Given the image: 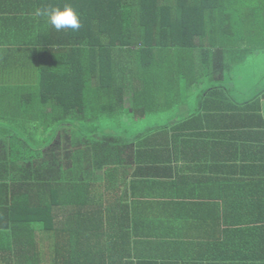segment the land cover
Listing matches in <instances>:
<instances>
[{"label": "trees", "instance_id": "16d2710c", "mask_svg": "<svg viewBox=\"0 0 264 264\" xmlns=\"http://www.w3.org/2000/svg\"><path fill=\"white\" fill-rule=\"evenodd\" d=\"M46 2L40 15L31 9L35 16L8 24L14 36L8 46L15 52L10 58L22 66L9 74L16 86H0V264H117V232L106 230L95 195L86 214L93 222L89 232L82 217L76 230L65 228L58 239L52 209L79 204L85 181L101 173L115 181L118 162L148 153L150 145L164 143V134L146 130L126 137L91 122L124 110L141 117L178 101L181 88L213 74L196 65L224 63L246 51L236 46L246 32L262 27L264 0ZM56 3L74 6L79 30L57 31L47 23V5ZM205 92L226 99L231 112L242 108L222 87ZM70 187L78 192L70 194Z\"/></svg>", "mask_w": 264, "mask_h": 264}, {"label": "crops", "instance_id": "0c3cea01", "mask_svg": "<svg viewBox=\"0 0 264 264\" xmlns=\"http://www.w3.org/2000/svg\"><path fill=\"white\" fill-rule=\"evenodd\" d=\"M46 3L0 0V69L7 75L0 74V86H16L9 74L22 66L10 58L15 52L8 46L14 37L8 24L14 17L35 16L31 9L42 13ZM52 6L58 5H47ZM253 30L236 46L244 48V54L229 61L240 60L245 53H261L264 60V42H260L264 41V21ZM229 61L221 66L196 65L197 71L213 74L193 85L201 87H192L193 99L180 106L181 113L174 106L163 121L152 118L144 129L129 134L160 131L164 143L150 145L148 153L131 163L118 162L115 181L105 173L94 180L101 184L92 178L85 181L79 204L70 202L64 213L52 209L51 224L58 239L64 238L65 228L76 230L82 217L89 232L86 228L91 229L93 222L87 221L86 214L93 209L90 198L95 195L106 230L117 232L112 250L117 264H264V219L258 224L253 221L264 218V61L256 74L252 70L250 91L242 98L221 76L231 66ZM213 86L224 88L242 107L240 111L231 112L226 99L205 92ZM172 136L175 141L168 142ZM75 192L77 187H70L69 193ZM111 217L115 222L108 224Z\"/></svg>", "mask_w": 264, "mask_h": 264}, {"label": "rangeland", "instance_id": "374dc122", "mask_svg": "<svg viewBox=\"0 0 264 264\" xmlns=\"http://www.w3.org/2000/svg\"><path fill=\"white\" fill-rule=\"evenodd\" d=\"M257 42L254 41V43L257 45L258 40L256 39ZM247 43H250L251 40L245 41ZM264 42V41H260ZM256 48V47H254ZM239 54V53H237ZM244 54V53H243ZM229 57V59H231ZM228 59V61H229ZM228 61H224V63L219 62L218 59V64L219 66L226 65ZM263 54H256V55H250L245 53L242 59L238 60L236 59L229 61V64L231 66L227 70H222V78L225 77V82L231 84V88L233 90H236L237 93V98H242L243 96H248V91H250V79H251V74L252 70L253 73L258 70L259 66L263 63ZM256 65V66H255ZM254 66V67H253ZM206 76V75H205ZM204 76V77H205ZM206 78V77H205ZM207 85V84H206ZM180 86H183V84H180ZM195 86V85H194ZM193 86V87H194ZM201 87V86H200ZM200 87H194L196 90H199ZM192 87H189V89H180L183 92V97H178L177 104L174 105H163V107H158L153 110H149L146 112L145 115L139 117L137 113L131 111H125L124 112H118L113 115H105L100 117L98 120L91 122V126H96L98 128L106 129L108 131H112L116 133L117 135H122V136H129L134 131L142 130L145 127V124L151 121L152 118L155 119H161L163 121L165 118L168 117L169 113L174 112V106H178V113H181V105L183 103H187L190 99H193V91L195 89ZM181 100V101H180Z\"/></svg>", "mask_w": 264, "mask_h": 264}, {"label": "clouds", "instance_id": "9594fccd", "mask_svg": "<svg viewBox=\"0 0 264 264\" xmlns=\"http://www.w3.org/2000/svg\"><path fill=\"white\" fill-rule=\"evenodd\" d=\"M40 14L41 13L38 11L37 15ZM44 15L47 17V23L57 31L62 29L76 31L81 28L80 14L70 3H65L63 6H52L45 10Z\"/></svg>", "mask_w": 264, "mask_h": 264}]
</instances>
